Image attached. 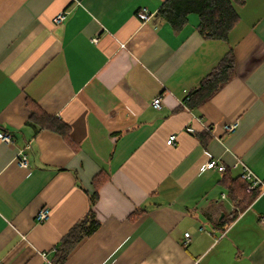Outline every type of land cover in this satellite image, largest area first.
<instances>
[{
	"label": "crops",
	"instance_id": "crops-1",
	"mask_svg": "<svg viewBox=\"0 0 264 264\" xmlns=\"http://www.w3.org/2000/svg\"><path fill=\"white\" fill-rule=\"evenodd\" d=\"M165 1L0 0V131L14 134L0 139V264H54L101 171L100 226L63 264H264V186L241 210L223 172L204 168L214 159L237 177L244 162L264 181V0H241L228 41L204 39L197 13L175 29ZM229 50L235 73L191 108ZM29 103L77 147L35 124Z\"/></svg>",
	"mask_w": 264,
	"mask_h": 264
},
{
	"label": "trees",
	"instance_id": "trees-1",
	"mask_svg": "<svg viewBox=\"0 0 264 264\" xmlns=\"http://www.w3.org/2000/svg\"><path fill=\"white\" fill-rule=\"evenodd\" d=\"M240 2L241 0H166L158 14L175 29H180L187 23L191 13H197L200 17L198 30L204 39L228 41L230 32L240 20L237 8ZM232 55V50H229L204 77L199 88L189 92L187 103L191 108H196L204 100L214 95L221 85L233 76L236 67ZM29 105L32 107L31 120L35 124L59 132L71 146L77 147L70 137L68 124L47 114L38 105H32V103ZM205 135H203V140H207L208 136ZM108 178L109 175L104 171L94 177L95 190L90 195V209L62 239L54 257V264H63L75 246L100 226L94 207L99 196V188ZM223 180L229 188L231 198L237 202L241 210L257 196L258 189L261 188V186H257L254 190L248 191L250 182L242 179L240 175L232 177L227 168L223 171Z\"/></svg>",
	"mask_w": 264,
	"mask_h": 264
},
{
	"label": "built area",
	"instance_id": "built-area-1",
	"mask_svg": "<svg viewBox=\"0 0 264 264\" xmlns=\"http://www.w3.org/2000/svg\"><path fill=\"white\" fill-rule=\"evenodd\" d=\"M67 16V11H62L60 12L56 17H55V22H61L63 21ZM138 16L141 19H147L149 17V13L147 11L146 8L141 9L138 12ZM95 41H98L97 38L94 39ZM161 102H162V97L161 96H157L154 98L153 100V105L156 108H160L161 107ZM238 126V121L233 122L231 124H228L226 126V129L229 132H233ZM187 130L190 132H195V128L193 126H188ZM13 138H14V134L10 131H0V139L2 142L6 143V144H11L13 142ZM176 140V135H172L170 136V138L167 140L168 144H174ZM29 148V146H26L24 149H21L19 152V155L17 157V164L20 167L23 168H27L29 167V158H28V154L26 152V150ZM241 173L240 176L242 179L249 181V186H248V191H252L254 190V188H256L257 186H264V181L259 178L254 172L253 170L244 162H241ZM205 169L208 170H218V171H225L226 170V166L222 163H219L217 160L211 159L209 160L205 165H204ZM50 214L51 211L48 207H43L39 210V212L36 215V221L37 222H44L46 220H48L50 218ZM190 234L186 233V237L189 238ZM189 241V239L187 240V242Z\"/></svg>",
	"mask_w": 264,
	"mask_h": 264
}]
</instances>
